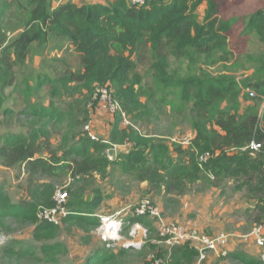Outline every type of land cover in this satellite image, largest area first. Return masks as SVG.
Here are the masks:
<instances>
[{"label":"trees","instance_id":"16d2710c","mask_svg":"<svg viewBox=\"0 0 264 264\" xmlns=\"http://www.w3.org/2000/svg\"><path fill=\"white\" fill-rule=\"evenodd\" d=\"M203 6L205 10L200 13ZM251 37L257 38L262 52L258 59L248 60L254 62V72L243 79L226 73L213 75L202 67L195 69V75H183L177 66L185 59H205L208 64L216 57L217 62L230 63L235 59L233 45L241 47ZM56 41L65 43L52 48L62 50V57H48L33 81L35 71L30 77L25 72L30 68L31 53L36 46L46 53ZM69 55L77 62L75 68ZM147 63L159 88L164 93L173 92L180 100L172 115L189 123L193 131L190 145L170 144L158 132L144 134L138 127L158 122L157 114L166 102L145 86L138 67ZM100 87L114 96L131 124L126 126L127 140L123 142L131 141L132 146L113 162L105 156L108 145L101 142L105 139H92L85 130L91 119L89 104L93 102L88 104V99H93ZM11 98L19 102L14 106L23 109L18 114L5 107ZM261 104L264 0L253 4L250 0H147L143 6L129 0H0V112L6 120L18 118L20 124L16 133L0 136V165L24 169L25 191L46 203L55 190V184L46 180L57 183L66 178L83 179L82 184L69 190L68 208L73 215L68 221L97 225L104 195L94 185L116 167L123 176L146 183V194H164L166 198L183 197L197 184L203 186L201 191L205 187L221 190L231 186L246 203L247 221L253 227L263 224ZM118 133L116 127L109 138L115 139ZM205 153L212 157L201 164L199 156ZM91 186L92 197L85 199ZM145 199L156 206L152 199ZM1 201L0 219L33 221L40 232L51 228L52 224L38 219L32 202L12 204L6 196ZM126 223H143L154 230L153 221L147 217L131 216ZM20 244L15 241L4 248L6 255L17 257L16 264L28 255L33 258L36 252L32 244L16 251L13 245ZM150 247L159 257L167 254L162 248ZM196 257V252L180 246L171 251L170 263L194 264Z\"/></svg>","mask_w":264,"mask_h":264},{"label":"rangeland","instance_id":"374dc122","mask_svg":"<svg viewBox=\"0 0 264 264\" xmlns=\"http://www.w3.org/2000/svg\"><path fill=\"white\" fill-rule=\"evenodd\" d=\"M258 0H250V3H255ZM203 12L202 7L200 9ZM204 16V15H202ZM233 45L234 58L230 63L223 64L217 62L218 57L212 59L207 64L205 59L195 60L191 62L189 59H185L178 63V67L181 68L183 75L189 73L192 75L197 74L195 69L202 67L205 70L212 72L213 75L218 74H232L243 79L246 75H251L254 72V62H248V60L258 59L262 52V46L255 37H251L246 40V43L239 47ZM38 47V46H37ZM36 50V49H35ZM38 52V51H37ZM40 53V51L38 52ZM48 55L61 58L63 51H48ZM31 56L34 57V55ZM30 56V58H31ZM68 59L73 63V68L77 66L76 60L72 55L68 56ZM198 62V63H196ZM44 66V64H42ZM176 63H173L175 68ZM193 67V68H190ZM139 72L144 76L145 86L155 90L157 98L160 100L165 98V104L162 112H159L158 122H153L149 127H140L142 133H148V131L158 132L159 137L166 138L170 144L178 142H188L189 145L193 138V131L187 121L181 120L179 117L172 115L173 111L177 110L175 107L179 105L180 100L171 91L165 93L157 85L152 74H149L150 63L145 65H139ZM33 68L31 67L25 72L32 75ZM36 70L33 75V81L38 72ZM21 74H18V79H21ZM11 90H8L10 92ZM11 98L5 105L8 109L16 112L17 114L22 111V107L14 106L18 105L19 102ZM93 99H88V104ZM145 100V99H144ZM170 102H173V106H168ZM66 103V102H65ZM89 112L91 114L90 123L88 126L90 131L98 138L104 136L106 133V139L112 144L116 145L115 157L125 153L130 148L125 145L124 139L127 140L125 130L127 127L122 123L120 118H113L108 112L106 107L99 105H91ZM101 110V111H100ZM99 111L100 115L106 114L109 120L104 119L103 121L108 122L109 129L106 128V122L101 128L102 132H97L92 123V117ZM264 104H261L260 112L263 113ZM94 114V115H93ZM7 123V124H6ZM87 126V127H88ZM118 128L119 133L115 139L111 136V132L114 128ZM20 129L18 118L15 117L14 121L6 120L3 112H0V136L4 133H16ZM105 130V134L103 133ZM86 131L87 128H86ZM102 139V138H101ZM172 139V141L170 140ZM56 142V141H54ZM132 144L131 141H126ZM24 169H8L0 165V205H2V197L6 196L10 203L15 204L20 201L28 200L36 205V214L41 208L52 207L55 199V195L59 190L68 191L76 185L82 184L83 179L77 178H66L62 182H51L46 180L47 183L55 184V190L52 192V196L48 203L42 199H36L31 197L28 191H25L24 187L26 174ZM146 184V183H145ZM99 187L104 195L103 207L96 218L97 225H92L88 221L84 220H69L63 219L57 225H52L48 231L40 232L37 230L38 224L35 222H27L23 219L12 220L1 218L0 219V264H16L17 257H11L5 254L4 248L12 242L18 241L21 244L19 246L13 245L17 249L21 247L28 248L30 244L35 245L36 252H34L33 258L30 255L27 258L20 260L18 264H148L149 255L156 252L150 247L149 244L145 245L141 250L124 249L123 243L114 242L109 246L105 243L101 237L102 233H99L102 223L99 216H105L111 218L110 222L114 221V215L120 213L119 217L123 219H129L131 217L130 210L126 213L121 212L129 205L132 206L139 203L145 198H150L159 208L160 213L167 221L179 223L189 228H195L201 232L215 235L220 232H226L230 235L231 241H234V249L228 252V256L224 258L213 259V256L208 257V261L203 264H247V261L257 262V264H264L261 261L260 256L252 254L251 252H244V246L239 244L242 236L248 235L255 227H253L246 219L244 215L245 201L241 194L234 193L231 186H226L224 189H212L205 187L204 190L201 184H197L190 188L189 192L183 197L166 198L164 194L150 195L146 194V186L144 183L137 182L132 176H123L117 171L116 167H112L109 176L104 179L99 178L95 185ZM93 186V187H94ZM148 187V185H147ZM92 186L89 187L85 199H90L92 194L90 193ZM49 201L51 204H49ZM117 217V216H116ZM36 234H38L36 238ZM233 239V240H232ZM243 240V238H242ZM230 241V242H231ZM231 244V243H230ZM17 246V247H16ZM46 247V250L42 249ZM147 246V247H146ZM149 246V247H148ZM146 247V249H145ZM52 250L50 254H46V251ZM157 253V252H156ZM164 254H166L164 252ZM245 259H241L242 255ZM194 264H198L197 257L194 260Z\"/></svg>","mask_w":264,"mask_h":264},{"label":"built area","instance_id":"2783aa9c","mask_svg":"<svg viewBox=\"0 0 264 264\" xmlns=\"http://www.w3.org/2000/svg\"><path fill=\"white\" fill-rule=\"evenodd\" d=\"M131 4L143 6L147 0H129ZM250 97H255L254 92L248 91ZM92 104L97 103L107 107L110 114L113 116L121 114L124 125H129V119L122 113L118 101L106 88H97ZM88 126V125H87ZM87 130L92 139L99 141V139L90 131L88 126ZM178 142L177 139L173 140ZM107 143V141H103ZM187 144L188 142H181ZM127 147L132 146L130 143L125 144ZM259 146H254L257 149ZM116 145H110L106 151L105 156L111 162L115 157ZM210 153H205L199 156L201 164L206 163L211 159ZM69 194L67 191L59 190L55 195L54 206L50 208H41L38 212V219L40 221L48 222L52 225H57L69 215L68 211ZM133 216L147 217L153 221V229L143 223H135L129 225V231L124 234L125 222L123 218L119 217L120 213L114 216V221L111 218L100 217L101 227L98 230L102 233L101 239L109 246L114 242H122L124 249L141 250L145 245L149 244L162 248L167 253L165 257H159L157 253L149 255V264H171L170 253L171 251L180 246H187L192 251L196 252L198 264H203L207 261L210 254L218 255L219 258L228 256V247L230 245L231 237L226 232H220L215 235H210L201 232L195 228H189L185 225L167 221L163 218L157 206L152 205L149 199H143L138 204L130 207ZM117 216V217H116ZM246 242H254L256 246L261 249V261L264 263V223L256 226L248 235L243 237Z\"/></svg>","mask_w":264,"mask_h":264},{"label":"crops","instance_id":"0c3cea01","mask_svg":"<svg viewBox=\"0 0 264 264\" xmlns=\"http://www.w3.org/2000/svg\"><path fill=\"white\" fill-rule=\"evenodd\" d=\"M97 0H74V2H76V3H93V2H96ZM202 10L204 11L205 10V6H203L202 7ZM200 13H201V11H200ZM63 46H65V43L63 42V41H56L54 44H52L50 47H49V52H51L52 51V48H61V47H63ZM36 48V50H35V52H33V54L32 55H34V57H32L31 56V58H29L30 59V62H31V67L33 68V71H36V70H41L42 69V64H44V61H46V59L49 57L48 56V51L45 53V56H44V53H43V49H41V48H39V47H35ZM40 51V53H38V52ZM51 57H53V56H50L48 59H50ZM47 59V60H48ZM29 62V63H30ZM101 107H103V106H101ZM104 108V107H103ZM101 111V110H100ZM94 115V114H93ZM93 119H92V123L94 124V128H95V130L97 131V132H102L101 131V129H104V128H101L104 124H105V122H106V128H107V130L109 129V126H108V122L107 121H103L104 119H107V120H109L108 118H107V116H106V114L105 113H103V115H100L99 114V111H97L96 112V114L94 115V117H92ZM114 118V117H113ZM109 122H112L111 120H109ZM100 124H103V125H100ZM104 134L106 133L105 132V130H104V132H103ZM107 134V133H106ZM105 134V135H106ZM101 136L100 135V137L102 138V139H106V136ZM144 185L146 186V189H147V184H145L144 183ZM145 189V190H146ZM133 205V204H132ZM131 205H129L127 208H125L122 212L123 213H126L127 211H129V207H130ZM179 224V223H178ZM244 236H242L241 237V240H239L238 242H239V244H242V246H244V249H242V251L244 252L245 250H247V252H251L252 254H256L257 256L259 255L260 256V251H259V248L255 245V243L254 242H252V241H250V242H246V241H244V239L242 240V238H243ZM233 240V239H232ZM232 242H234V241H231L230 243V245H229V247H228V252H231V251H233V249H234V243H232ZM210 255H212L213 256V259H216V258H219V256L218 255H215V254H210ZM244 254H242V255H238V256H240V258L243 260V259H245V257L243 256ZM208 261V260H207ZM206 261V262H207ZM245 264V263H244Z\"/></svg>","mask_w":264,"mask_h":264},{"label":"clouds","instance_id":"9594fccd","mask_svg":"<svg viewBox=\"0 0 264 264\" xmlns=\"http://www.w3.org/2000/svg\"><path fill=\"white\" fill-rule=\"evenodd\" d=\"M99 106H102V105H99ZM103 107H105V106H103ZM107 108V107H106ZM109 112V111H108ZM117 115V114H116ZM121 115V114H120ZM111 116L112 117H115V115L113 116L112 114H111ZM128 118V117H127ZM121 120H122V117L120 118ZM129 119V118H128ZM129 122H130V120H129ZM122 123H123V121H122ZM89 125V124H88ZM131 125V124H130ZM125 126H128V125H125ZM85 130H86V128H85ZM88 132V131H87ZM98 138V137H97ZM99 139V138H98ZM100 140V139H99ZM103 141H107L106 139L105 140H102L101 142H103ZM127 142H125V144H126ZM190 144H191V142H189ZM105 144H107L108 145V147L110 146V145H112L109 141H107V143H105ZM189 144V145H190ZM68 192V191H67ZM68 194H69V192H68ZM69 199H70V196H69ZM68 203H69V200H68ZM54 206V205H53ZM52 206V207H53ZM132 206H134V205H132ZM132 206H130V207H132ZM130 207H129V210H130V212L132 213V211H131V209H130ZM50 208V207H49ZM68 211H69V215L65 218V219H67L69 216H72L73 214L70 212V210H69V208H68ZM121 214H123V212H121ZM97 216H98V214H97ZM115 216V215H114ZM131 216H133V214H131ZM100 217H105V216H99V218ZM101 219V218H100ZM124 220V222H125V226L126 225H129V223H126V221L128 220V219H123ZM125 228V227H124ZM177 248V247H176ZM175 249V248H174ZM170 255H171V253H170ZM166 256H167V254H166ZM208 260V259H207ZM205 263V262H204Z\"/></svg>","mask_w":264,"mask_h":264}]
</instances>
